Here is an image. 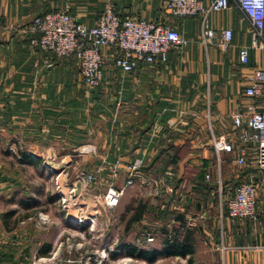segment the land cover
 Returning a JSON list of instances; mask_svg holds the SVG:
<instances>
[{
    "label": "crops",
    "instance_id": "crops-1",
    "mask_svg": "<svg viewBox=\"0 0 264 264\" xmlns=\"http://www.w3.org/2000/svg\"><path fill=\"white\" fill-rule=\"evenodd\" d=\"M209 1L204 0L206 7ZM108 4L120 18L165 22L188 44L171 50L166 63L142 64L130 74L114 67L115 49H104L101 86L90 90L81 84L73 57L47 67L46 54L29 45L27 28L34 17L68 5L75 19L94 26ZM164 5L165 0H0V149L30 147L34 155L26 152L32 161L43 162L50 161L56 148L74 152L92 144L96 152L84 158L99 166L129 163L143 151L144 165L155 161L161 165L166 155L172 156L173 147L178 159L176 165L165 167L171 177L159 197L164 201L172 197L168 208L183 214L185 223L172 221L175 228L183 233L189 225L194 246L205 237L218 264H264V186L257 197L261 225L231 221L218 209L219 183L221 197L228 199L243 180L261 184L264 172L252 168L250 175H233L231 157L223 153L218 159L211 146L212 136L238 135L230 115L243 108L247 77L264 66V52L253 46L250 24L233 2L208 15L215 37L207 46L200 42L199 17L175 20L166 15ZM222 29L232 31L226 50L219 47ZM240 47L249 50L247 65L238 61ZM69 156L66 152L62 157ZM202 170L205 178L199 177ZM141 176L154 178L151 170L142 169ZM175 179L180 182L177 189ZM236 179L240 182L232 188ZM124 180L120 171L114 186ZM3 213L0 264H38L37 259L55 256L48 229L41 232L37 222L18 221L10 230ZM221 245L228 248L223 253ZM47 246L50 249L43 254Z\"/></svg>",
    "mask_w": 264,
    "mask_h": 264
},
{
    "label": "built area",
    "instance_id": "built-area-1",
    "mask_svg": "<svg viewBox=\"0 0 264 264\" xmlns=\"http://www.w3.org/2000/svg\"><path fill=\"white\" fill-rule=\"evenodd\" d=\"M233 2L250 24L253 46L264 52V0H210L204 5V0H165L164 10L167 16L180 20L186 17L200 18V42L207 46L215 37L210 27L208 15L210 12H220L228 9ZM29 45L42 50L46 56L44 64L52 67L56 61L73 57L79 68L81 84L88 90L98 88L102 83L103 69L106 64L104 49H115L112 61L114 67L122 74L134 72L142 64L166 63L171 50L180 49L188 44L178 30L165 22L148 21L138 17H118L111 4L106 5L94 26H87L75 19L69 12V6L64 9L36 16L29 24ZM219 47L226 50L231 39L232 31H220ZM238 61L242 65L249 62L247 47L238 49ZM245 103L242 109L231 113L230 118L236 137H211V146L219 159L220 155H231V161L236 169L249 165L253 169L264 172V66L255 68L247 77L244 88ZM96 148L92 144L82 145L77 149L78 155H92ZM146 151L135 157L131 162H120L109 165V173L115 180L120 171L125 174V180L120 187L111 184L103 197V204L108 210L116 208L124 191L133 186L136 179L141 178ZM171 172L147 179L145 184L154 196H161L166 179ZM208 178V175L206 176ZM95 176L82 173L81 180L90 184ZM256 183L242 181L235 188L234 194L228 199L221 197L219 183L218 209L220 216L227 214L231 221H251L261 225L258 214L257 197L264 180ZM58 188V187H57ZM74 192V191H72ZM61 202L65 204L66 196L62 195ZM40 218L38 225L45 224ZM142 247L154 242V237L148 230H143ZM227 247L221 245L223 253ZM51 258H40L37 262L49 263Z\"/></svg>",
    "mask_w": 264,
    "mask_h": 264
},
{
    "label": "rangeland",
    "instance_id": "rangeland-1",
    "mask_svg": "<svg viewBox=\"0 0 264 264\" xmlns=\"http://www.w3.org/2000/svg\"><path fill=\"white\" fill-rule=\"evenodd\" d=\"M77 149L73 152L56 148L50 161L44 158L43 162L22 157V153L27 154L26 151L34 155L30 147H12L6 152L0 149L2 219L11 225L10 230H13V223L18 221L36 223L39 216L45 219V224L38 229L41 232L48 229L49 237L54 238L55 251V256L48 262L62 264L66 259L67 264H218L219 258L217 260L205 237L196 243L190 263L187 258L180 257L161 258L147 263L119 250L123 243L139 245L137 239L141 240L148 220L142 217L140 222L127 228V219L133 214L128 210L135 209L138 203L154 196L153 192L146 186V178L140 176L133 186L124 191L118 206L108 210L103 204V197L108 187L114 185L108 163L97 166L92 158L78 155ZM66 152L70 155L67 159L62 157ZM102 171L105 174H101ZM230 172L233 175H250L253 170L247 165L240 170L231 168ZM82 173H91L96 180L86 184L81 180ZM239 182L240 179L234 180L232 188ZM61 194L67 198L65 204L61 202ZM150 226L159 228L163 224L156 220ZM169 227L177 229L172 223ZM186 227L191 228L189 225ZM160 244L154 240L146 248H158ZM37 263L44 264L42 261Z\"/></svg>",
    "mask_w": 264,
    "mask_h": 264
},
{
    "label": "trees",
    "instance_id": "trees-1",
    "mask_svg": "<svg viewBox=\"0 0 264 264\" xmlns=\"http://www.w3.org/2000/svg\"><path fill=\"white\" fill-rule=\"evenodd\" d=\"M176 150L177 149L170 147L169 151L172 153V156L170 157V155H166V159L164 160L163 164L157 165L155 161L151 164L144 165L142 169L146 172L151 170L152 176L157 177L159 174H162L165 171V167L169 164L173 166L176 165V160L178 159L177 153L175 152ZM229 156L231 157V155ZM22 157H25L30 161L33 159L26 153H22ZM201 172L202 173L199 177L205 178L204 170ZM95 180L96 177L94 181ZM173 181L175 189H177L180 182L176 179ZM205 187H207V184L203 182L201 188L205 189ZM172 200V197H169L167 201H164V199L160 197L149 196L144 202L138 203L135 209L131 208V210H128V212L131 211L133 214L128 217L126 227L128 228L133 223L140 222L142 217H145V219L148 220V227L145 229L149 231L150 235H152L155 240L161 243L158 248L153 247L147 249L146 247L139 245L135 246L128 243H123L119 246V250L131 258L142 260L147 263H154L158 259L170 257L187 258L189 263L192 262V257L195 253V246L191 237V230L184 229V232L180 233V230H173L169 227V224L173 223L172 221L179 220L180 222L185 223L182 213L175 210H170L168 208ZM156 220L161 221L163 226L159 228L151 227L150 225L154 224ZM48 249H50L49 246H47V250H44L42 253H47Z\"/></svg>",
    "mask_w": 264,
    "mask_h": 264
}]
</instances>
